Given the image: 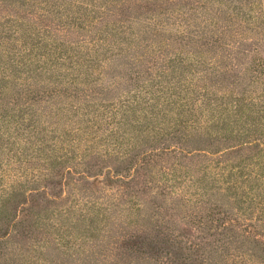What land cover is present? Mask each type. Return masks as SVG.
Returning a JSON list of instances; mask_svg holds the SVG:
<instances>
[{"label":"rangeland","instance_id":"obj_1","mask_svg":"<svg viewBox=\"0 0 264 264\" xmlns=\"http://www.w3.org/2000/svg\"><path fill=\"white\" fill-rule=\"evenodd\" d=\"M7 1L9 2L0 1V16L9 10H21L26 20L30 18L31 25H36L31 18L37 17L38 22L63 24L69 31L32 34L7 32L2 35L0 41L21 48L22 41L25 40L27 48H33L30 50L31 56H42L55 50L51 44L60 45L61 51L56 50L55 55L60 52L65 54V57H71L58 59L65 64L60 73L50 74L47 70L51 69V65L47 61L45 69L37 72V76L42 78L26 79L23 78L26 74L22 73L23 77L15 80V88L11 92L0 93V264H136L138 261L142 262L141 257L137 255L135 248L126 246V242L133 246L129 235L136 233L141 235L140 241L145 242V251H149L147 242L150 237L155 238L165 252L169 249L170 257L160 254L169 264H264V177L254 178L250 183L253 188L247 189V193L239 196L209 189L211 183L203 182L208 195L203 194L201 199L191 195L192 200L188 201L186 197V201H180L174 197V191L184 190L186 194H191V191L187 190V180L190 177L188 173L186 181L183 178L184 182H178L173 192L168 194L169 191L164 187L166 182L162 171L174 159H170L168 163L166 159L155 158L148 168L147 164L141 163L136 170L133 165L127 170V166L131 164L126 162L125 157L120 156L115 145L106 142V136H102L103 142H96L95 137L102 134L107 124L97 118L96 126L93 125L94 106L87 104L89 100L85 97L93 93L100 94L98 100L109 99V95L117 92L111 90L108 94L103 86L87 85L88 77L91 80L93 76L82 77V70L70 67L74 66L73 61L79 56L83 59L81 48H85L87 42L77 43L81 36L89 37L94 32H99L106 24L108 11L103 15L90 11L91 2L97 3L98 8H103L102 2L106 0H29L31 6L27 7L21 6L17 0ZM186 1L179 0V3L185 5ZM258 1L256 0V3ZM22 8L25 9L22 11ZM28 8L32 11L29 12ZM137 10V7H124L123 12L127 18L130 14L133 17L144 9ZM194 12V16L200 15L199 10ZM143 17L144 14L139 19ZM127 24L128 22L125 23ZM135 27L138 28L137 25ZM141 28L144 30L143 24ZM223 33L239 34L237 44L233 46L235 63L231 68L230 84L227 86L236 96H245L247 99L264 94V17L257 16L252 21L244 22L243 32ZM171 39L173 40V36ZM178 44L180 43L177 41L172 42L166 47V53L177 50ZM106 57L111 64L104 68L99 67L103 73L110 77L111 74H122L118 71L119 67H115L116 62H113L112 55L108 54ZM38 64L43 65L44 62L39 60ZM29 67L33 71L35 65ZM97 71H94L95 77ZM200 76L197 72V84H202ZM72 78L84 81L73 84L64 82ZM211 80L215 78H205L203 83L209 84ZM30 83L34 86V89L31 86L32 91L27 89ZM21 89L24 91V98ZM52 92L56 102L53 106V102L47 104L46 100H42ZM15 99L18 100L16 104L13 103ZM62 100L68 102L67 109L63 107ZM73 104H82L83 107L79 110ZM13 107L15 109H12ZM3 109L9 111L5 112ZM37 109L39 113L51 116L49 119L55 123H48L44 116L35 120L30 113L37 115ZM11 111L13 114L9 113ZM89 111L91 112L87 114ZM18 114H22L24 118L19 119ZM253 118H250L248 128L257 126L253 125ZM254 120L260 123L264 133V116ZM49 124L55 126L56 130L50 131ZM89 125H92L91 128ZM65 126L72 130L65 132ZM137 128L135 125L134 129ZM257 133L263 137H258L256 143L260 148H264V135ZM58 137H63L65 142H61L62 146L59 145L62 151L67 152L68 143L74 144L77 150L70 159L66 160V156L59 157L51 164L50 159L45 158L46 149L47 146L55 144L54 141ZM144 137H148L150 147L163 145L168 135L166 133L164 136H145L142 131L137 134V138L128 135L124 138V145L133 148L130 154L139 153V143L145 146V140H142ZM210 142L211 148H221L226 144L224 139L215 138ZM227 142L233 143L230 139ZM34 145L45 149L34 152L36 157L25 156L32 154L33 149L36 150ZM201 159L205 163L208 162V158ZM217 159L224 157H217L212 163L215 164ZM179 161L183 165L182 172L189 169L192 174H201L194 172V164L188 158L179 156ZM177 168L180 172V165ZM149 170H152L153 174H148ZM134 193L138 195L140 202H145V209L128 213L118 201L122 194H126L127 200ZM98 200L102 206L93 204ZM200 203H203L202 207L196 206ZM61 207L75 210L66 214ZM47 210L49 217L54 216L52 220L60 223L53 224L57 229L44 224V221L48 220L44 214ZM129 214H132V217H129ZM37 215L40 221L37 220ZM161 216L167 217V220L161 221ZM130 219L137 221L130 222ZM224 224L229 227L231 225V234L229 230L227 236L221 234ZM125 235L128 236L123 238ZM64 242L71 248L64 246ZM130 254L137 256L134 261L127 259Z\"/></svg>","mask_w":264,"mask_h":264},{"label":"trees","instance_id":"obj_2","mask_svg":"<svg viewBox=\"0 0 264 264\" xmlns=\"http://www.w3.org/2000/svg\"><path fill=\"white\" fill-rule=\"evenodd\" d=\"M0 1H2L1 3L9 2L7 0ZM30 1L34 2L35 0ZM17 2L21 6H31L29 0H17ZM102 3L104 4L103 8H98L97 3L91 2L92 7L89 10L102 13V15L108 11L106 24L99 32H94L89 37L81 36L77 43L86 44L87 42V46L81 48L84 53L83 59L82 56H79L73 61L74 66L70 67L74 70H82V77L93 76L91 80L88 77L87 85L103 86L108 94L111 90L117 92L109 95L111 97L109 99L103 95L105 99L98 100L100 94L93 93L85 97L89 100L87 104L94 106L93 125L96 126L97 118H101L107 124L102 134L95 137L96 142H103L102 136H106V142L115 145L120 156L125 157L126 162L131 164V166H127V170L131 169L132 165L136 170L138 164L141 163L147 164L148 168L155 158L166 159L168 163L170 159H174L162 171L166 182L164 187L169 191L168 194L173 192L178 182H184L183 178L186 181V173H188L190 177L187 180L189 183L187 190L191 191V194H186L184 190L182 192L174 191V197L180 201H186V197L188 201L192 200L191 195L200 197L199 199L203 194L208 195L203 182L211 183L212 186L209 189L229 192L230 195L239 196L247 193V189L253 188L250 183L254 181V178L264 177V148H260V145L256 143L258 137H263L259 136L257 132L262 135L264 133L260 123L254 120L264 116V94L257 98L247 99L245 96H236L227 86L230 84L231 68L235 63L233 46L237 44L239 34H222V32H243L244 22L252 21L257 16L264 17V0H259L257 3L256 0H193V2L187 0L185 5L179 3V0H106ZM124 7L131 9L137 7L138 10H144H137L138 12L133 17L130 14L129 18H126L123 12ZM23 9L25 8H22V11ZM29 9L27 10L29 11ZM197 10L200 15L194 16L193 13ZM48 11L51 12V10ZM23 13L21 10H9L5 15L0 16V38L7 32H30L32 34L33 32L69 31V28L63 24L51 25L38 22L37 17L31 18L36 22L35 26L31 25L30 18L26 20ZM142 14L144 17L139 19ZM196 17H198L197 20H195ZM171 18L174 19L171 20ZM126 22H128L127 25H125ZM141 24H143L144 30H142ZM37 39L39 38L37 37ZM174 41L180 43L177 50H172L170 54H167L166 47H169ZM4 43V41H0L1 94L11 92L15 88V80L23 77L22 73L26 74L23 77L26 79L29 77L42 78V76H37V72L45 69L47 61L51 65V69L47 70L50 74L60 73L65 64L63 61L59 62L58 59L65 60L71 57V55L65 57V54L60 52H56L59 55H55L54 52L60 49V45L51 44L50 46L55 50L48 51L42 56H31L30 50L32 51L33 48L29 46L27 48L25 40L22 41L21 48ZM108 54L112 55L113 62H116L115 67H119L118 71L122 74L115 76L111 74L110 77L100 69L111 64L110 61H107ZM39 60H42L44 64H38ZM32 64L35 65L33 71L29 67ZM22 66L25 68L23 69ZM96 69L98 71L95 77ZM197 72L201 75L199 80L202 81V84L195 82ZM208 77L215 78V80H211L209 84L203 83L204 79ZM123 80H125L124 83H122ZM77 81L84 80H76V78L64 80L68 84ZM31 86L34 89L31 83L27 85V89L30 91L33 90ZM214 86L216 88H213ZM21 94L24 98L25 94L22 89ZM32 100L35 101V99ZM42 100H46L47 104L53 102L52 106L56 105L53 92ZM17 102V99L13 101L14 104ZM28 103L29 101L26 102V104ZM62 103L64 108L68 106L66 105L68 102L62 100ZM73 106L79 110L83 107L82 104H73ZM36 112L37 115L30 113V116L35 120L44 116L48 123H55L51 122L49 119L51 116L48 114L39 113L38 109ZM9 113L13 114L12 111ZM82 113L86 114L83 111ZM18 117L19 119L24 118L22 114H18ZM250 118H253V125H257L255 128H248ZM49 125L50 131L56 130L55 126ZM135 125L138 126L137 129H134ZM91 126L89 125L90 128ZM63 130L68 132L72 129L65 126ZM141 131L145 136L150 134L164 136L167 133L169 138L166 137L161 146L149 147L148 137H144L142 140H145V146L139 143V153L136 157L137 154H130L133 148L124 145V138L128 135L137 138V134ZM215 138L216 140H226L225 146L211 148L210 141ZM228 139L233 143L228 144ZM61 142H64L63 137H58L54 141L55 144L47 146L45 158H49L51 164L55 163L59 157L66 156V160H68L76 153V146L70 143L66 146L67 152L62 151V147H59V145L62 146ZM73 142L75 143V141ZM35 148L36 150L33 149L32 154L25 156L36 157L34 152H41L45 149L36 146ZM121 150L122 152H120ZM179 156L192 161L195 167L194 172L201 174H192L189 169L182 172L183 165L179 161ZM222 156L224 159H217L215 164L212 163L215 158ZM201 158H208V162L205 163ZM179 165L180 172L177 168ZM148 174H153L152 170H149ZM125 195L122 194L118 202L120 206L126 208L128 213L141 212L145 209V202H140L136 193L127 194V196L130 195V199L127 200ZM93 204L102 206L99 200L98 202L94 201ZM181 204L184 207V204ZM196 206L202 207L203 203L196 204ZM107 207L105 206V208ZM61 209L66 214H71L75 210L64 207ZM79 210L83 209L79 208ZM44 214L48 218L44 224L54 228L53 224H60L52 220L54 216L49 217L48 210ZM38 215L37 220L40 219ZM128 216L132 217V214ZM149 217L155 218L154 216ZM164 219L167 220V217L161 216V221ZM134 221L137 220L134 219L130 222ZM202 222L205 221L202 220ZM224 229L221 234H226L229 230L231 234V225L229 227L224 224ZM126 236L128 235L122 237L126 238ZM129 236L133 246H130L128 242H126V246L130 249L135 248L137 255L142 260L136 264H169L160 254L170 257V250L165 252L163 246L154 240L155 238H149L150 241L147 242L149 251H145L143 250L145 242L140 241L141 235L136 233ZM63 245L71 248L67 242H64ZM136 257L130 254L127 259L134 261Z\"/></svg>","mask_w":264,"mask_h":264}]
</instances>
